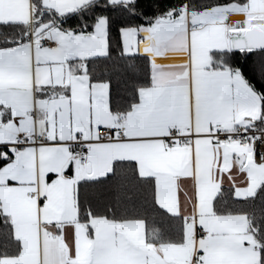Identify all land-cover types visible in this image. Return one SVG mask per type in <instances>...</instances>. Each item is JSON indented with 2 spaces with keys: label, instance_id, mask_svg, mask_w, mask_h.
I'll return each mask as SVG.
<instances>
[{
  "label": "snow or ice",
  "instance_id": "snow-or-ice-1",
  "mask_svg": "<svg viewBox=\"0 0 264 264\" xmlns=\"http://www.w3.org/2000/svg\"><path fill=\"white\" fill-rule=\"evenodd\" d=\"M0 264H264V0H0Z\"/></svg>",
  "mask_w": 264,
  "mask_h": 264
}]
</instances>
